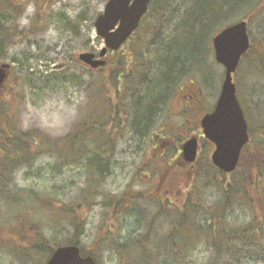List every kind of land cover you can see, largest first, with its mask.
I'll list each match as a JSON object with an SVG mask.
<instances>
[{"label":"rangeland","instance_id":"rangeland-1","mask_svg":"<svg viewBox=\"0 0 264 264\" xmlns=\"http://www.w3.org/2000/svg\"><path fill=\"white\" fill-rule=\"evenodd\" d=\"M197 1L204 7L208 5V0ZM258 1L232 3V0H226L225 6L218 0L214 4L217 9H222L213 17L209 15L211 19L200 34L196 52L201 56L198 59L194 56L196 59L184 65V69L192 72H181L178 79L171 81L172 89L166 97L168 102L161 106L147 130L139 132L136 129L142 136L136 135L129 125L115 124L109 136L106 137L104 132V136L97 137L100 141H108L112 150L103 162L104 175L94 189L91 188L92 191L86 187L84 159L76 164H62L61 159L45 154L42 148L27 144H24L26 150H11V158L15 153L30 160L29 163L16 162V170L11 173V190H21L30 195L33 206H22L15 211L10 209L11 213L14 211L12 214L15 213V216H9L11 219L4 218L5 207L0 206V264H42L44 257L34 259L26 248L35 239V231L39 236L61 241L72 235L70 231L77 224L81 227L80 246L95 256L97 264H121V255L115 249L117 241L123 245L129 241L130 246L135 242L141 243L151 226V237L159 239L173 230L176 242L181 243L182 239L176 232L178 227L175 229L171 220L172 216L175 220L182 216L186 198L190 199L189 206L200 201L203 205L217 204L220 207V188L212 180L221 182L223 176H214L216 171L210 166L213 145L202 136L199 123L204 111H209L214 105L223 78V67L214 59L211 40L222 24L239 21L243 12ZM8 2L19 5L20 12L11 31L10 44L0 58V62L6 61L11 66L9 78L0 90V130L14 127L16 135H13L16 137L34 131L36 136H44L51 143L60 139L64 159L72 149L70 141L65 143L66 136L80 127L82 119L89 113L94 118L105 116L110 102L121 107L132 104V100L144 91L142 79L145 76L151 78L154 74L138 73L137 69L132 70L133 73L125 69L119 82L117 72L120 65L117 62L122 54L126 59L128 57L127 63L132 66L135 62L127 52H139L137 44H142V51L146 52L142 59L146 64L148 61L149 65L152 64L153 52L156 49L160 51L161 44L183 33L180 26H184L183 20L191 14V6L195 9L196 1L152 0L158 4L156 12H148L141 28L120 51L108 53L106 65L96 71L84 66L77 56L83 51L97 52L103 47V40L95 33L94 22L106 0H0V8L6 7ZM262 23L264 7L248 13L247 26L256 46L264 43ZM181 42L185 43L186 39L182 38ZM255 62L249 55L242 58L233 80L239 101L251 113L249 122L252 128L261 133L264 131L259 124L260 121L264 124V106L260 108L262 114L257 121L252 103L264 99V71ZM189 65L191 67L187 68ZM101 123L99 129H107L104 118H101ZM191 136H196L199 141L198 159L193 166L183 162L180 166L177 162L182 160L178 149ZM2 145L0 136V148ZM103 149L106 150V146ZM253 157V154H247L241 167L226 176L238 182L240 174H243L245 182L238 189L243 188L251 200V206L241 202L229 210L227 221L236 227L245 226L255 219L257 222L261 220L264 228V197L261 190L255 188L256 184L264 183V177H259L257 168L251 166ZM95 176L98 177L97 172ZM194 176L198 178L196 183L192 180ZM169 188L174 190L173 195L167 191ZM105 195L120 197L121 206L107 208L103 200L109 197L105 198ZM168 197L179 206L174 215L169 210L161 211L163 202L159 201ZM26 202L24 200L20 204ZM156 209L159 212L153 221L150 214ZM14 218L21 222L12 225ZM213 218H216L215 214ZM26 220L29 224L24 225ZM16 225L21 226L20 231ZM258 235L257 231L254 232V242L258 241ZM190 239L188 237L190 249L183 250L180 260L187 264H206L209 243ZM242 249V245L241 248L238 246L234 264H264V256L258 249ZM131 260L136 261L134 258Z\"/></svg>","mask_w":264,"mask_h":264},{"label":"trees","instance_id":"trees-1","mask_svg":"<svg viewBox=\"0 0 264 264\" xmlns=\"http://www.w3.org/2000/svg\"><path fill=\"white\" fill-rule=\"evenodd\" d=\"M211 1L212 0H208V5L205 7L203 6L204 4L198 2V5H195V9L192 8L189 17L182 22L184 23V26H180L183 33L169 39V42L161 44L159 48L160 51H157L156 49L153 52V55L151 54L153 56L152 64L149 65V61L148 64L143 61L142 56L145 55L146 52L144 53L142 51V44H137L139 52L134 50H129L127 52L132 62H135L132 66L127 63L129 62L128 57L126 59V56L122 54V58L117 62L118 65H120L117 72V80L119 82H121V78L124 77L123 72L125 69L129 71L137 69L139 70L138 73L144 72V74H147L149 72H154V74L151 78H146L145 76L142 79L144 81V91H142L143 93L141 96L138 98L136 96L132 100V104L130 102V104L126 107V104L124 107L108 104V113L105 114V116L101 117L100 115L94 118V116H91L89 113L84 119H82L79 125L80 127L73 130V132H70L66 136L65 143L67 144L70 141V147L72 149L69 150L70 152L65 155L64 159L62 158L64 156L62 149L63 144L60 146V139L51 143L44 136H36L34 131H29L25 134L22 133L21 136L16 137L13 135L15 134L14 127H8V129L1 128L2 130H0V136L2 138L3 145L0 148V206L5 207V211H3L4 218L8 217V219H11L9 216H15V213H12L17 209L20 210L22 206H33V198H31L30 195H27L25 192L22 193L21 190H11V173L16 170V162L18 160L26 161L27 163L30 162L29 159H24V157L21 156L18 157L15 153L13 154V158H11V150L13 152L26 150L24 144L42 148L45 154L61 159L62 164H76L77 161L84 159L85 163H83V165L86 168L87 174L86 187H88L90 191H92L91 188L94 189V185H97L105 171V164L103 162L98 165L95 164L97 156L100 154V151H103L105 155L109 157V154L111 153L110 151L112 150L108 141H100L97 137L100 135L104 136V132L106 137L109 136L108 133L116 126L115 124H117V126L129 125L136 135L140 134V136H142V134L139 132H143L144 129L147 130V128H149L148 124L160 112L166 96H168L170 93L169 91L172 89L171 87L174 80L178 79L181 72H183V74H185L186 71L192 72L188 69H184V65L189 61L191 62V59L195 58L194 56H196L197 59L201 56L200 53L196 52L200 34L204 32L206 23H208L209 19H211L209 18V15L213 17L218 11H221L220 9H222V7L217 9V6L213 5ZM220 1L225 3L226 6L227 3L224 2L226 0ZM157 5L158 4L156 2H151L148 12H156L157 9L155 7H157ZM18 6L19 5H13L11 2H8L6 7L0 8V58L3 57L8 45L10 44L11 31L20 12ZM263 7L264 1L262 2L259 0L257 3L252 4L251 7L248 8L249 10L247 9V12H243V16L242 18L240 17V19L248 22V13L250 14V12L254 13L257 10L259 11ZM144 17H142L140 21L139 28H141ZM226 25L227 24H222L221 27ZM185 30L187 31L184 33ZM192 31H194V33ZM248 33L250 36V46L244 57L246 58L248 55L252 57L253 61H256L255 63L261 67L262 71H264V43H260L256 46L252 33L249 30ZM182 38L186 39V44L181 42ZM190 67L191 66L189 65L187 68ZM111 73H113V71ZM263 100L264 99H261L259 100L260 102L252 103L255 110L254 117H256L257 121L261 118L262 113L260 108L264 106ZM242 107L247 114L246 117L248 121L250 140L241 152L238 167H241L242 161L247 154H253L254 157L252 158L251 166L257 168L259 177H264V132L259 133L256 132L259 130L252 128L251 122L248 120V115L251 116V113L247 110L243 103ZM256 111L258 114H256ZM259 115L260 118L258 117ZM119 116H122L123 119ZM101 118H104L105 120L104 124L107 126V129L105 130L99 129L100 126H102ZM259 125H261L260 128L263 129L261 131H264V124L262 121H260ZM136 129L139 132H137ZM18 144H20V146ZM104 146H106V150L103 149ZM75 159L77 160L72 161ZM182 162L186 163L183 160L177 163L182 166ZM195 163L196 161L193 164H186L193 166ZM210 166L216 171V174L214 175L216 178L220 175L223 176V180L221 182L220 180L216 181L214 178V180H212V183L215 185L217 184L220 188V207H218L217 204L214 206H211L210 204L203 205L200 201L199 204H193V206L190 205V207V199L186 198L183 202L184 207L181 214L182 216H179L178 220H175L172 216L171 220L172 224L175 225V229L178 227V231H176L178 233L177 236H180L183 241L181 240V243L176 242V234L173 233V230L164 237H159V239L156 236L151 237V226V228L147 229L148 233L143 236L141 243L135 242L130 246L131 243L127 244V242H124L123 245L117 241V246L115 244L113 245L116 246L115 249L118 255H121V264H187V262H182L180 260L179 255L183 253V250L190 249V245H188V237L191 239L196 238L200 243H209V256L206 259V264H234L233 261L238 256V246L241 248V245L243 246V249L256 248V250L258 249L259 254L264 256V228L263 223H260L262 222L261 220L260 222H257L255 219H252L248 222V224L240 227L231 225L232 223H228L227 221L229 210L231 208L241 202H245L247 204L251 202L246 191L243 188L240 190L238 189L241 183L243 181L245 182L243 174H240L241 178L238 179L237 182L232 177L226 178L227 174L215 168L213 165L210 164ZM95 172H97L98 177L95 176ZM233 173L234 172H232V174ZM192 180L193 183L198 182L197 176H194ZM237 183L238 187L236 186ZM197 188L198 190H201L199 187H196L195 189ZM255 188L260 189L264 197V183L256 184ZM191 190L193 191L194 189ZM106 197H109V199L103 201H105L104 205L107 208H117L121 206L122 200L120 197L116 198L115 196L105 195V198ZM24 200L27 202L25 204H20ZM181 206H183V204ZM195 206H197V208H195ZM178 208L179 206L176 205V208L169 211V213L174 215L178 211ZM10 209H13L14 211L12 210L13 212L11 213ZM162 210L168 212V208L163 205H161V211ZM208 214L209 218H207ZM214 214L216 216L215 219L213 218ZM186 215L191 216V218L188 216L186 218ZM1 216L2 214L0 215V218ZM1 222H4L3 219H1ZM20 222L21 221L15 219V222H12L11 224H19ZM23 223L24 225L29 224L28 220ZM15 228L19 231L21 230V226L17 227L16 225ZM80 228L81 227L77 224L76 227L70 231L72 232V235L63 238L61 241H55L52 237L47 238L39 236L37 235V231H35V239H33L32 242H29L26 248L34 259L38 256L44 257L43 263H45L46 259L49 258L56 247L66 244L80 245ZM256 231L259 233L258 241L260 238L263 239V241H260L261 243L257 240L254 242V232ZM41 233L42 232L40 231L39 234ZM81 250H83L82 247ZM83 253L90 254L88 251H83ZM132 258L136 259V261H132Z\"/></svg>","mask_w":264,"mask_h":264},{"label":"water","instance_id":"water-1","mask_svg":"<svg viewBox=\"0 0 264 264\" xmlns=\"http://www.w3.org/2000/svg\"><path fill=\"white\" fill-rule=\"evenodd\" d=\"M150 0H107L102 12L94 22L96 34L103 39L105 46L99 56L108 49H117L138 27L141 17L146 13ZM215 61L224 67L219 96L211 113L205 114L201 121L203 135L215 145L211 154L214 166L225 173L232 172L238 163L240 152L248 141L247 123L240 103L236 97L233 83L241 56L249 48V36L245 21L229 25L212 37ZM93 52H82L78 58L93 68L105 64L104 60L94 58ZM9 74V64H0V88ZM197 154V139L191 137L182 145V156L193 162ZM45 264H96L93 257L81 256L77 245H63L55 248Z\"/></svg>","mask_w":264,"mask_h":264},{"label":"flooded vegetation","instance_id":"flooded-vegetation-1","mask_svg":"<svg viewBox=\"0 0 264 264\" xmlns=\"http://www.w3.org/2000/svg\"><path fill=\"white\" fill-rule=\"evenodd\" d=\"M121 49V48H120ZM167 97V96H166ZM167 99V98H166ZM133 131V130H132ZM134 132V131H133ZM198 144H199V141H198ZM180 149H178V151H179ZM197 151H198V154L200 153L199 152V145H198V147H197ZM171 188V187H170ZM169 188V190H167V191H169L170 193H172L171 195H173L174 194V190L173 189H170ZM159 201V200H158ZM163 202V203H162ZM159 203H162L161 205H163V206H166L167 208H168V210L169 211H172V210H174L175 208H176V202L174 201V200H172V198H170V197H168L167 199H165L164 201H159ZM160 205V206H161ZM147 212H148V210H147ZM158 212H159V209H156L155 211H154V213H152V214H150V215H153L152 216V219H153V221H156V217H157V214H158ZM149 213V212H148ZM156 213V214H155ZM141 214H142V212H141ZM131 242H129V241H127V244H130Z\"/></svg>","mask_w":264,"mask_h":264},{"label":"bare ground","instance_id":"bare-ground-1","mask_svg":"<svg viewBox=\"0 0 264 264\" xmlns=\"http://www.w3.org/2000/svg\"><path fill=\"white\" fill-rule=\"evenodd\" d=\"M160 1V0H159ZM241 0H232V3H234V2H240ZM165 3V2H164ZM211 3H213V5L214 4H216V3H218V0H212L211 1ZM240 3H242V2H240ZM194 5H198V1H196L195 3H194ZM232 7V6H231ZM192 6H191V8H190V11H192ZM231 9V8H230ZM119 49H120V46L117 48V49H114V50H112L111 52L112 53H117L118 51H119ZM168 98L167 99H165V101L163 102V105H165L168 101ZM106 159H108V157H106V155H105V153L103 152V151H100V154L97 156V160L95 161V164H99V163H102V162H104V160H106Z\"/></svg>","mask_w":264,"mask_h":264}]
</instances>
